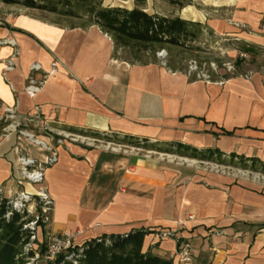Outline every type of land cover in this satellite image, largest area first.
<instances>
[{"label": "crops", "instance_id": "obj_1", "mask_svg": "<svg viewBox=\"0 0 264 264\" xmlns=\"http://www.w3.org/2000/svg\"><path fill=\"white\" fill-rule=\"evenodd\" d=\"M178 1L181 5L103 3L179 17L264 48V0ZM35 12L0 3L2 197L12 201L20 192L37 197L38 188L23 178L21 158L44 164L53 155L19 132L4 137L10 110L21 121L39 114L40 121L27 123L33 133L41 124L127 145L146 140L177 155L207 154L216 163L238 157L249 165L264 164L263 71L206 81L156 60L115 56L112 39L98 26L68 27ZM36 64L40 69L32 71ZM31 77L44 82L34 97L26 92ZM46 136L40 134L57 153L45 172L44 187L53 199L48 237L80 231L74 241L84 245L104 235L144 230V251L173 262L182 240L191 246L186 264H264L263 183L200 170L149 154L143 146L125 151L63 145ZM162 232L172 235L162 238Z\"/></svg>", "mask_w": 264, "mask_h": 264}, {"label": "trees", "instance_id": "obj_2", "mask_svg": "<svg viewBox=\"0 0 264 264\" xmlns=\"http://www.w3.org/2000/svg\"><path fill=\"white\" fill-rule=\"evenodd\" d=\"M170 2L181 5L178 0H170ZM0 3L54 14L60 20H78L81 23L79 27L84 29L98 26L112 39L115 56L118 53L120 56L121 51L127 50L133 54V62H142L140 56L143 52H154L169 45L184 47L187 42H197L204 31L200 23L188 22L179 17L150 14L140 8L132 10L109 8L103 5L102 0H0ZM67 132L100 138L96 134ZM109 138L115 140L112 137ZM129 144L135 147L143 146L146 150L160 153L177 154L171 150L155 148L154 144L146 140L132 141ZM193 157L214 160L207 154ZM230 159L231 162H226L225 159L219 161L222 164L236 166L240 162L248 165L242 158L231 157ZM250 166L264 172L262 163L254 162ZM33 220L26 211L14 210L11 201L0 194V264H28L29 260L35 256L36 251L32 245L38 242L32 241L34 230L26 227ZM147 234V231L140 230L125 235H104L85 243L76 251L75 258L78 264H173L172 260L144 251V240Z\"/></svg>", "mask_w": 264, "mask_h": 264}, {"label": "rangeland", "instance_id": "obj_3", "mask_svg": "<svg viewBox=\"0 0 264 264\" xmlns=\"http://www.w3.org/2000/svg\"><path fill=\"white\" fill-rule=\"evenodd\" d=\"M126 1L127 0H102V3L105 2L108 5H117L125 4ZM136 2L139 4L148 5V0H136ZM35 13L48 18L49 20H53L56 23L59 22L65 24L68 27L79 26L81 24L78 20H60L56 15L42 11H36ZM245 30L247 31L248 29ZM247 49L249 50L247 51ZM161 51H164L165 53L162 56H159L158 53H161ZM241 53H247L248 57L239 58V55ZM120 56L130 61H134L133 54L127 50L121 51ZM140 60L142 62L156 60L160 64H162L163 67L173 72L189 73L191 66L197 65L198 70L210 75L211 80L219 74H239L244 73L245 71L264 72V48L254 46L253 44L247 43L244 40L234 36H219L206 29H204L197 42H187L184 47L169 45L165 48L157 49L154 52H143L140 56ZM229 68H231V71L228 70ZM196 73L197 72H191L189 74L197 77ZM8 124L9 122L6 123L4 121L3 128ZM52 129L53 133L51 134L55 137L56 140L59 139L60 137L57 135V133L61 129L53 127ZM61 139H63V145L65 143H72L82 146H129L127 144H120L119 142L106 137L92 138V141L77 140L75 142L71 141V137L66 138L62 136ZM126 149L127 148L125 147L123 148V150ZM168 155L171 156L170 160L178 161L186 165L191 164L195 167H198L200 170H213L221 174H232L236 175L238 179L249 178L250 180L264 184V172H260L257 169L251 168L249 164L246 166L244 163L240 162V164L236 166L230 164H222L219 162L216 163L213 161L202 160L200 158L188 157L184 155L171 153ZM38 212L39 207L36 204V206L34 205V209L31 210V214H29V216L34 219V217L37 216ZM45 227L46 225L41 227V229L38 231L39 240L37 246L34 247L38 252L42 251V248H45L46 242L49 238L47 232L45 231Z\"/></svg>", "mask_w": 264, "mask_h": 264}, {"label": "built area", "instance_id": "obj_4", "mask_svg": "<svg viewBox=\"0 0 264 264\" xmlns=\"http://www.w3.org/2000/svg\"><path fill=\"white\" fill-rule=\"evenodd\" d=\"M165 52L161 51V53H158L159 56H162ZM247 53H241L239 55V58H247ZM9 69H12V67H8ZM40 69V65L36 64L33 65L31 70L36 71ZM231 71V68L228 69ZM191 72H197V77L199 79H204L206 81H210L211 77L205 72H201L198 70L197 65H192L190 68L189 73ZM44 82H38L34 78H29L27 86H26V92L30 97H34L37 93H39L43 87ZM6 123L9 122L8 125H6L4 129V137H7L12 132H19L23 135H26L33 143L37 144L38 146L51 151L53 155L47 160L46 163L42 164L37 162L34 159H27V158H21V162L23 164L22 168V174L25 181L31 183L32 185H35L38 188V196L33 197L32 195L20 192L16 195V197L11 201L12 208L17 211L21 212H28V214H31V210L34 209V205L36 204L39 207V212L37 216L34 217V220L29 223L26 227H29L34 230V235L32 236V241L38 242V231L41 229V227L47 225L50 222V216L53 211V199L48 193L47 189L44 187L45 182V172L47 167L51 166L56 160H57V153H55V148L48 144L47 141L40 138V134L44 133L47 135L51 141L56 142L57 144H62L63 139L61 137L70 138L71 141H92L91 137L82 136L78 134L69 133L64 130H56L59 131L57 135L60 137L59 139H55V137L51 134L53 133V129L49 126L44 125H38V133H33L28 131V122H35L40 121L39 114L35 115H28L24 117L23 121L19 120L17 117V114L14 110H10L7 117L4 120ZM114 146V145H113ZM109 147V146H108ZM127 148L125 151H131L136 150L139 148L132 147V146H114L109 147L112 149H121ZM147 153H155L163 158L170 159L171 156L168 155V153H160L156 151L146 150ZM80 233V231L71 232V231H62L56 234H52L49 236L48 241L46 242L45 248L42 252H38L37 249L34 247L37 246V244H33L32 247L34 251H36V254L34 257H32L28 264H78L76 257V251L80 248H82L83 245H77L75 244V237ZM172 235L171 232H162L161 237L167 238ZM179 248L177 252L178 256V262H173V264H186L190 263L192 260L191 255V246L189 243L180 241L179 242ZM68 262V263H67Z\"/></svg>", "mask_w": 264, "mask_h": 264}, {"label": "bare ground", "instance_id": "obj_5", "mask_svg": "<svg viewBox=\"0 0 264 264\" xmlns=\"http://www.w3.org/2000/svg\"><path fill=\"white\" fill-rule=\"evenodd\" d=\"M167 75L169 76H173V77H182L181 73H170L168 71H166Z\"/></svg>", "mask_w": 264, "mask_h": 264}]
</instances>
